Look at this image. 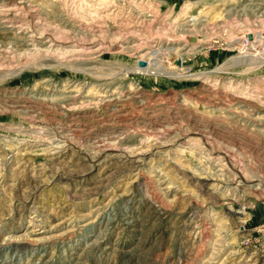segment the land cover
I'll use <instances>...</instances> for the list:
<instances>
[{"label": "rangeland", "instance_id": "1", "mask_svg": "<svg viewBox=\"0 0 264 264\" xmlns=\"http://www.w3.org/2000/svg\"><path fill=\"white\" fill-rule=\"evenodd\" d=\"M0 264H264V0H0Z\"/></svg>", "mask_w": 264, "mask_h": 264}, {"label": "bare ground", "instance_id": "2", "mask_svg": "<svg viewBox=\"0 0 264 264\" xmlns=\"http://www.w3.org/2000/svg\"><path fill=\"white\" fill-rule=\"evenodd\" d=\"M255 50V49H254ZM255 56V55H254ZM82 129V128H81ZM108 129V128H107Z\"/></svg>", "mask_w": 264, "mask_h": 264}]
</instances>
